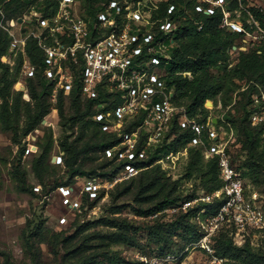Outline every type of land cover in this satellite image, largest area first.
I'll list each match as a JSON object with an SVG mask.
<instances>
[{
	"label": "trees",
	"instance_id": "16d2710c",
	"mask_svg": "<svg viewBox=\"0 0 264 264\" xmlns=\"http://www.w3.org/2000/svg\"><path fill=\"white\" fill-rule=\"evenodd\" d=\"M78 1L82 7L80 9H84L82 15L91 20L94 25L97 13L109 0ZM130 1L137 2L138 0ZM0 3L4 7L7 18L24 11L25 8L28 9L31 4H35L43 16H52L58 6L57 0H0ZM197 3V0H163L158 3V8L152 10L154 19L165 18L168 15L169 6L175 5V10L171 14L175 27L169 35L164 33L158 25L153 28L158 37L165 38L169 45L168 57L162 64L165 72L163 79L166 85L173 90L175 103L184 106L190 116L197 117L202 123H205L209 116V108L205 106L208 99L222 97L224 106H227L232 94L240 86L239 82L246 81L247 88L240 93L239 101L243 109L242 115L234 117L231 111H228L224 120L227 123L237 124L239 130L237 142L241 144V148L237 155L232 152L233 162L239 163L238 168L242 170L245 179L248 177L256 184L255 186L263 188L264 124L254 123L252 114L257 109L254 105V95H260L264 89V40L258 47L248 50L233 49V46L236 39L243 36L246 30L256 28V22L264 30V8L257 4H250L249 0H232L228 8L240 7L247 18L253 22L252 24L245 23L244 29L238 31L225 27V10L222 6L215 7L211 13H205L196 9ZM10 44L9 32L0 24V68L4 72L0 78V97L3 100L0 105V124L4 130L13 133L15 141H19L21 136L34 130L47 114L48 98L51 97L54 83L45 74L44 49L39 44L38 38L29 37L25 53L35 66V73L28 76V90L32 101L25 105L26 121L20 133L22 91L16 96H13L11 91V66L5 58L8 55ZM19 53V66H23L25 55L22 51ZM232 55L235 59L234 65H232ZM73 70L74 84L68 92L73 110L70 115L65 114L63 100L65 91L59 89L57 92L63 126L71 131V135H65L60 143L61 150L64 151L63 165L68 168L71 176L68 180L56 181L45 192L59 185H73L77 177H102L111 181L122 165V162L105 156V149L120 142L121 136L116 132L103 130V122L96 119L99 111L112 108L121 101L119 93H107L100 88L97 97H86L82 92V66H73ZM187 71L191 74H185ZM101 103L103 106L100 105ZM144 116L145 112H140L128 120L123 128L124 131L139 129L138 149L146 147L147 155L140 159L138 164L144 169L135 176L117 182L109 189L108 196L116 186H121L118 184L129 182L118 193V196L130 195V199L135 204L136 214L145 216L153 222L147 227V234L150 242L154 244V249L151 252L148 250L140 252L176 253L177 251L173 249L174 236L180 234L178 232L182 230L185 233L184 239L190 238L187 235H192V240H198L200 237V226L196 219L198 211L205 208L207 213L204 214L214 213L221 199L215 198L211 203L199 201L188 210H179L173 214L164 212V209L194 197L177 194L176 182L166 176L165 169L157 163V160L171 148L176 151L178 147H186L189 153L188 169H195L198 172L202 179L203 189L214 192L223 186L218 158L217 156L206 158L202 146L190 145L194 133L189 128H181L177 116L172 120L169 130L165 132L161 141L146 146L149 132L142 126ZM219 122L220 119L216 125ZM78 125H80L81 133L72 138ZM91 125H95L99 130L91 134L86 133ZM49 146L48 141L43 145L41 155L34 161V169L41 178L45 173L50 174L47 161ZM93 151H101L104 161L88 169L87 159L93 160L94 158L87 155ZM242 154L245 155L243 160L240 159ZM15 174L21 189L29 190L26 172L17 167ZM246 187L248 190V185ZM45 192L42 187V193ZM103 193L94 200H90L85 195L82 211L76 212L75 218L69 220L68 225L78 220L83 211L99 204ZM36 194L41 197L40 193L36 192ZM112 195L117 197L115 192ZM119 212H121L120 207H116L115 215L112 217H103L81 224L70 235L45 230L44 219L34 224L35 231L32 235L28 233V225L23 232V237L30 264H43L42 243H49L53 247L56 260L60 257V262L57 264H106V262L108 264H139L133 257L129 258L111 249L113 244L142 246L138 238L141 227H136L126 218L116 215ZM156 213L157 216H152ZM102 227L110 229L105 231L101 229ZM89 230L93 231L87 233ZM223 230L215 237V248L218 254L227 258V264H264V235H262L264 229L258 231L261 237L263 236L261 241L255 242L253 235L249 234L242 244L235 241L231 227ZM33 235L38 236L39 240L33 241L31 239ZM92 240H98L101 243L94 247L90 243ZM60 246L64 251L63 254L58 251ZM98 247H105V249L100 251L97 250ZM0 255L3 257V264H15L8 252L0 251Z\"/></svg>",
	"mask_w": 264,
	"mask_h": 264
},
{
	"label": "built area",
	"instance_id": "2783aa9c",
	"mask_svg": "<svg viewBox=\"0 0 264 264\" xmlns=\"http://www.w3.org/2000/svg\"><path fill=\"white\" fill-rule=\"evenodd\" d=\"M58 6L52 16H43L35 4L29 6L28 22L35 24L41 31H27L20 28L17 34L7 24V16L0 3V24L9 32L12 50L24 52L23 70L26 76L35 73V66L25 53L27 39L38 38L45 52V74L54 83L53 97L59 89L68 93L74 84L73 66H82V92L86 97H97L100 88L107 93H119L121 101L112 108L99 111L96 119L102 121L105 131L116 132L121 141L105 149V156L122 162L121 168L113 180L102 177H77L73 185H59L49 192L42 193V185L34 190L41 195V203L56 198L64 209L60 224L69 222V212L82 211L85 195L90 200L98 198L100 202L108 197V191L117 182L137 175L143 166L138 164L147 155L146 147L138 149L139 129L124 131L128 120L144 111L142 126L149 132L146 146L162 140L176 117L181 128H189L194 135L190 145H200L204 156H217L220 177L223 186L212 194H206L164 209L173 214L179 210H188L199 201L211 203L215 198L221 203L214 213L205 208L198 211L196 219L200 226V237L194 244L202 251L207 261L203 264H227V258L217 253L215 237L219 232L231 227L235 241L244 243L246 236L264 229V194L257 189H248L247 181L232 159L229 139H225L208 117L205 123L190 116L184 106L174 101V92L163 76L164 59L168 57L169 45L163 37H158L153 29L158 25L168 34L175 25L171 14L175 5L168 8V15L154 19L152 10L158 8L159 0H150V6L138 0L136 6L130 0H109L97 13L93 23L82 15L77 0H57ZM163 1V0H160ZM225 0H197L196 9L211 13L214 7L223 6ZM207 4H212L209 9ZM227 14V13H225ZM228 22L224 17V24ZM185 74H191L187 71ZM103 106V103L100 104ZM257 109L252 114L254 122L264 124V92L254 95ZM31 148L26 149L29 153ZM185 149L184 153H186ZM64 151L55 154L54 163H63ZM160 158L157 162L163 163ZM98 205V204H97ZM97 205H94L95 207ZM93 206V207H94ZM157 216V213L152 215ZM134 259L139 264H181L185 258L181 253H143L138 252Z\"/></svg>",
	"mask_w": 264,
	"mask_h": 264
},
{
	"label": "rangeland",
	"instance_id": "374dc122",
	"mask_svg": "<svg viewBox=\"0 0 264 264\" xmlns=\"http://www.w3.org/2000/svg\"><path fill=\"white\" fill-rule=\"evenodd\" d=\"M150 0H142L144 5L142 7L148 9L150 6ZM230 1V2H228ZM232 0H225L223 2V8L225 10V18L228 22L225 27L230 30H243L245 23L252 24V20L247 18L243 10L238 7L229 9L228 5ZM160 2V0H159ZM137 2H131L132 5L136 6ZM250 4H257L264 8V0H249ZM77 4L80 7V3L77 0ZM206 8L212 7V4H207ZM215 8V7H214ZM84 9H80L83 11ZM29 7L25 8L24 11L11 15L7 18V24L12 27L15 33L20 32V28H27V31L37 30L41 31L35 24L28 22L29 19ZM18 16V17H17ZM22 18L23 21H19ZM256 28L246 30V33L237 38L233 49L248 50L258 47L261 41L264 40V30L256 22ZM7 61L11 66V79L12 86L11 91L13 96H16L20 91L22 107L20 116V133L25 126L26 114L25 105L31 102V97L28 90L29 79L26 76L23 66H19L20 53L19 50H12L10 45L8 55L5 56ZM233 60L232 65L235 64L234 55L231 56ZM19 66V67H18ZM3 70L0 68V78L3 75ZM236 88V91L232 94V98L227 106H224L223 98L217 97L216 99H208L205 106L209 108V116L216 121L215 127L223 132L224 138L229 139L230 148L232 152L237 155L240 151L241 144L238 143L239 130L237 124L227 123L224 118L228 111H231L234 117L241 116L243 113L242 105L240 104L241 95L240 93L247 88L246 81H240ZM264 92V89H262ZM53 92V91H52ZM58 92V91H57ZM57 94L55 97L51 94L48 98L49 110L42 122L37 124L36 128L25 136H21L19 141L14 140L13 133L11 131L4 130L0 124V251H6L11 255L12 260L15 264H30V258L27 254L25 248L23 232L28 227V233L30 235L35 231L34 224L37 221L44 219V229L52 233H62L63 235H70L76 231V228L84 223L95 221L103 217H109L115 215V208L120 207L121 212L116 215H121L126 218L131 224L136 227H141L138 233V238L142 246H125L122 244H113L111 249L116 252L126 255L129 258L136 255L140 251L148 250L151 252L154 249V244L150 242L147 234V227L153 222L145 217L137 215L134 207L135 204L133 200L130 199V195L118 196V193L124 189L129 182H123L114 188V192L117 195L113 196V191L109 196L102 200L96 207H92L87 211H83L80 214L78 220H76L72 225H61L60 217L63 215L64 209L60 206L59 200L54 198L49 202L41 203V197L36 194L34 186L41 184L44 192L54 185L56 181L61 182L68 180L71 176L68 168L63 165V163L54 164L53 157L55 154L60 153L61 140L65 135L70 134L71 131L63 126V121L59 111ZM64 109L65 114L70 115L72 113L71 101L68 93L64 92ZM211 100L212 102H208ZM2 98L0 97V105L2 103ZM1 110V108H0ZM202 116V114H199ZM220 119L219 124L216 125L217 121ZM253 121V120H252ZM254 122V121H253ZM255 123V122H254ZM80 125L76 126V131L72 134V138L81 133ZM228 127H231L230 129ZM99 130L95 125H91L86 133H92ZM264 136V133H263ZM50 142L49 150L47 153V161L49 163L50 174L45 173L44 177L41 178L34 169V161L38 158L42 151L43 145ZM169 143V142H167ZM30 147L31 151L26 153V149ZM185 148L178 147V150L174 151L172 148L165 153L162 157L164 160L161 167L165 169L166 176L170 177L172 181L176 182L177 194L182 196H193L199 197L206 194H212L210 190H205L202 188V179L195 169H188L189 153L188 149L184 153ZM88 157H93V160L87 159L86 167L90 169L91 167L97 166L102 161H104L101 151L90 152ZM240 159H245V155H240ZM206 161V159H204ZM236 166L239 165L237 161ZM19 167L26 172V177L28 181L29 190L24 191L21 189L17 179L15 170ZM242 172V170H240ZM243 173V172H242ZM73 179V178H72ZM249 189H260L261 193L264 194V187L258 188L255 186L248 177ZM73 212H69L70 219L75 218ZM31 225V226H30ZM103 230H109L110 228L102 227ZM225 229V228H224ZM93 230H89L87 233H91ZM221 231H224L223 229ZM220 231V232H221ZM178 235L174 236L175 245L173 249L176 253H181L185 258V261L181 264H203L206 263L207 259L203 256L202 251L195 248L194 244L197 240H192V235H187V239H184L185 233L180 230ZM258 238H255V242L261 241L262 237L259 233H256ZM264 235V234H262ZM33 241H38L39 237L33 235L31 237ZM91 245L96 247L101 242L98 240H92ZM102 251L105 247H98L97 250ZM42 250V262L43 264H57L60 262V257L56 260V255L53 252V247L49 243L41 244ZM58 251L63 254L62 246L58 247ZM179 251V252H178ZM0 264H3V257L0 255ZM106 264H108L106 262Z\"/></svg>",
	"mask_w": 264,
	"mask_h": 264
},
{
	"label": "water",
	"instance_id": "95a60500",
	"mask_svg": "<svg viewBox=\"0 0 264 264\" xmlns=\"http://www.w3.org/2000/svg\"><path fill=\"white\" fill-rule=\"evenodd\" d=\"M19 21H23V19H22V18H20V19H19ZM208 102H212V101H211V100H209ZM214 121H216V119H214ZM55 159H56V157L54 156V157H53V161H55Z\"/></svg>",
	"mask_w": 264,
	"mask_h": 264
}]
</instances>
